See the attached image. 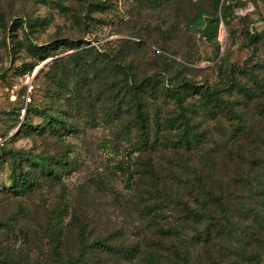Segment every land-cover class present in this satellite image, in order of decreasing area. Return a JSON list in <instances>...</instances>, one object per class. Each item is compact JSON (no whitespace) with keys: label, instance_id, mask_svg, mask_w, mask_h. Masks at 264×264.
Wrapping results in <instances>:
<instances>
[{"label":"rangeland","instance_id":"1","mask_svg":"<svg viewBox=\"0 0 264 264\" xmlns=\"http://www.w3.org/2000/svg\"><path fill=\"white\" fill-rule=\"evenodd\" d=\"M215 17L216 32L207 26ZM39 46L41 54L32 52ZM164 56L173 59L167 70ZM233 64L249 71L230 72ZM185 78L225 89L214 112V101L206 105L199 94L183 92L189 125L178 127L173 92ZM132 83L152 119V147L145 150L129 92L123 97ZM58 115L66 121L60 133L49 123ZM34 124L45 128L35 133ZM10 149L26 166L29 154L67 163L54 164L57 180L39 173L33 190L12 196L2 189L12 175ZM149 159L155 172L186 181L185 201L195 206V175L215 186L217 176L220 184L232 177L255 181L264 172V0H0V264H61L54 248L76 255L83 239L95 237L120 246L90 248L88 257L145 264L138 253L125 258L124 249L145 243L150 231L130 178L134 167L149 174ZM239 187L225 195L236 207L231 226L221 228V220L208 239H199L208 221L184 219V236L159 239L153 248L171 256L167 264L178 257L173 244L189 264H253L264 255V207L240 179ZM247 205L257 210L249 217L240 211ZM167 216L174 226L183 220L176 208Z\"/></svg>","mask_w":264,"mask_h":264},{"label":"trees","instance_id":"2","mask_svg":"<svg viewBox=\"0 0 264 264\" xmlns=\"http://www.w3.org/2000/svg\"><path fill=\"white\" fill-rule=\"evenodd\" d=\"M217 3H219V0H217ZM231 8V3L225 4L223 6L221 12V16L223 19L227 18V15H229ZM193 20H195V18H192L189 21ZM207 22L208 29L213 28V31L216 32L217 26L219 24V18L215 17V19H208ZM18 25L23 24L22 22H18ZM43 51L44 48L40 46L32 49V52L38 55ZM172 61L173 59L171 57L164 56V69L166 67L168 68ZM75 64L76 67H78V69L81 71L82 66L77 61ZM115 66L123 71L125 78H128L127 69L124 68V66H120L118 63H116ZM247 67V65L242 67L239 64H233L231 66L230 72H232L233 70L243 69H246V72H248L249 69ZM30 68H32V65L30 66ZM164 76L162 75L161 78L165 79ZM153 77L155 76H147L145 78V82L148 84H152L151 80H153ZM228 77L229 78L227 80V85H231L232 83H234V79H231L230 75ZM167 79L168 88H171L172 86L174 87L169 78ZM145 82H139V85L143 87L145 85ZM135 83H132L131 87L128 86L126 88L127 90H125V92L123 93V97H126L129 92V101L134 108L133 115L137 121V126L142 135V139H144L139 150H145L151 146V136L149 128L152 119L149 111H143L144 98L142 93L138 91V86L136 87L138 82L136 83V85ZM181 85L182 86L179 87H181L182 89H175V91L173 92L176 96H178L177 101L180 105L179 115L181 116V119L179 118L177 124L178 127H182V125H189V117L186 113L187 108L184 105L185 95H183V92L186 93V96H188V94L190 93L199 94L204 104L206 105L211 101H214V104L209 109L210 112H214L216 107H218V104L221 103L220 99L223 98L221 96L223 93V89H225V87H212L208 84L194 83L186 78L185 82H182ZM244 93L251 96L256 95L253 92L251 94L247 90H244ZM28 110L29 108H27V111ZM49 119V123L53 126L54 131H58V133H60L61 130L66 128V121L62 116H50ZM31 127L35 133H41L45 128V126H43L42 124H34ZM185 133L187 134L188 131L185 130ZM185 136L183 135V141L188 148V146L190 147L191 144L188 138H186L185 140ZM162 146L164 147V144H162ZM7 152L12 156V175L10 177V181L5 186H2V189L5 194L12 196H19L33 190L38 184L37 177L39 173L51 178L52 180H57L60 176L58 175L54 164L61 166L62 164L67 163L66 160H63L61 158L38 155L32 158V154H29L25 158L28 162V165L26 166L24 165V163L18 160V157L13 150L10 149L7 150ZM146 165L148 168L153 169L149 174L145 173L146 169H136L134 167L133 171H131L130 178L135 183V186L137 187L140 194L141 201L142 203H144L141 211L145 214L146 225L148 226L150 231L144 232L143 239H145V243L137 242L134 248L131 249L129 247V249L131 250H129L128 248L124 249L127 254L125 258L129 260L134 258V255L138 253L141 256L138 257L142 258L145 264H167L171 260V256L166 255L163 257L165 253L162 252L160 248H153L154 241H156V243H159L168 236H184V219H189L190 221L192 220L196 223V225H202L205 221H208L201 231H197L196 236L199 239H208L212 235L214 229L217 228L218 223H220L221 220H225V222H223V225H221V228L226 224L231 226L233 224V221L237 217L235 213L236 207L227 205V200H229V198L226 199L225 195L233 194L236 192V190L240 189L239 179L243 181L244 185H246V188L244 189L247 190L249 195L257 199V201L259 202V206L261 205L262 207H264V172L260 176L255 177V181H253V179H245L242 177H232V182H230V180H222V183L220 184H218L217 176L215 182L217 187L216 185L212 186L203 181V176L195 175L193 182H190L193 186L197 185V190L191 192V195L194 197V201L198 204L195 206L185 201L184 191L186 187L182 188V185L186 181L177 179L173 173H168L169 177H167L160 174L159 172H155L154 168L156 167V164L151 159L148 160ZM137 166H139V163L137 164ZM262 166L264 167V164H262ZM124 172H127V170H124ZM203 193H205V197L207 199H204L202 201L201 197ZM145 197H148V199L144 201ZM245 199L247 200V195ZM174 208H176L177 211H179V213L181 214V217H183V220L181 219L180 223L175 226L173 224H170L167 216V214H169L171 211L173 212ZM240 211H242L246 217H249L253 214V212L255 213L257 210L254 207L247 205L246 207H244V210ZM152 234L156 235L157 238H152ZM159 239L161 241H158ZM81 242L82 246L76 255L62 256L59 253L58 248H54L56 249L55 251H57V255L55 254V257L61 264H105L103 262L104 259H102L98 255L95 258L88 257V250L90 248H97L98 252L99 250H102V252H117L118 247L120 246L119 244L108 243L105 239L99 237H95L91 240L83 239ZM171 249L178 256L177 258L172 260V264H189L184 258L182 260H179L181 258L179 251L182 249L181 246L173 244ZM253 260V264H261L262 261H264V255H260L259 258H254Z\"/></svg>","mask_w":264,"mask_h":264},{"label":"water","instance_id":"3","mask_svg":"<svg viewBox=\"0 0 264 264\" xmlns=\"http://www.w3.org/2000/svg\"><path fill=\"white\" fill-rule=\"evenodd\" d=\"M37 69H39V67Z\"/></svg>","mask_w":264,"mask_h":264}]
</instances>
